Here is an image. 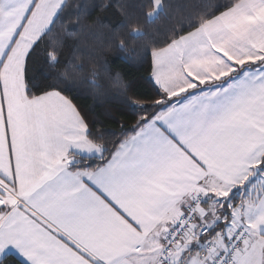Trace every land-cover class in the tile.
I'll return each mask as SVG.
<instances>
[{"label":"snow or ice","instance_id":"obj_1","mask_svg":"<svg viewBox=\"0 0 264 264\" xmlns=\"http://www.w3.org/2000/svg\"><path fill=\"white\" fill-rule=\"evenodd\" d=\"M182 6L141 51L172 0H0V264H264V0Z\"/></svg>","mask_w":264,"mask_h":264},{"label":"trees","instance_id":"obj_2","mask_svg":"<svg viewBox=\"0 0 264 264\" xmlns=\"http://www.w3.org/2000/svg\"><path fill=\"white\" fill-rule=\"evenodd\" d=\"M209 2L215 3L216 0H209ZM221 2H223V0H221ZM191 3L192 0H172V9L166 7L164 13H162L153 23L144 25V31L146 34L142 38H137L136 40L129 39V48L136 47L138 50L142 51V45L151 46L152 39H156L160 36V34H158L156 30H163L166 27L175 25L176 21L181 18V12L186 13L191 10L190 7H183L182 5L190 6ZM170 13L174 15V18L172 20H169L167 18ZM127 23L129 24V26H131L132 24L137 23V21L135 20V18H133L131 20H128ZM128 30V28L120 29L119 33L124 35L125 38L128 39ZM104 31H107V28H105ZM88 53H91V55H88ZM124 56L132 57L135 56V53L130 51L127 53H119L115 48L109 47L107 43L102 40L87 42L84 56V71L85 74L88 75L89 80L102 86L99 91H102L106 94H110L113 89L109 82V75L129 71L128 65L123 62V59L118 58ZM93 67L98 70L97 76L99 77V79L91 75V73L88 71ZM131 72L132 76L137 80L140 78L141 75L145 74L143 68L139 69V71H137L136 69H131ZM88 103L90 104L91 100ZM100 103L104 104L105 109H111L117 106L119 102L101 99ZM126 122L129 125L135 123L134 119L132 118H126ZM109 126L114 127L112 125ZM108 139L111 140L114 138L109 137ZM121 139L124 138L121 137ZM97 143H104V141H97ZM110 146L111 145L109 144V147Z\"/></svg>","mask_w":264,"mask_h":264},{"label":"crops","instance_id":"obj_3","mask_svg":"<svg viewBox=\"0 0 264 264\" xmlns=\"http://www.w3.org/2000/svg\"><path fill=\"white\" fill-rule=\"evenodd\" d=\"M255 14L259 15L260 13ZM221 75H223V73H221ZM261 97H264V89H262L261 86H249V88L246 89L244 94H241L236 98L234 103L240 104L242 107L258 110L261 106H264V101L261 100ZM228 119H230V114L228 113L224 114L221 117L222 121Z\"/></svg>","mask_w":264,"mask_h":264}]
</instances>
